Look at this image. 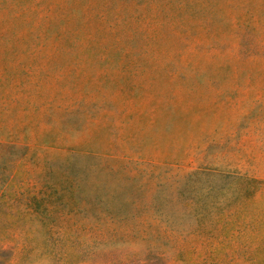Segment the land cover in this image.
<instances>
[{"label": "rangeland", "instance_id": "obj_1", "mask_svg": "<svg viewBox=\"0 0 264 264\" xmlns=\"http://www.w3.org/2000/svg\"><path fill=\"white\" fill-rule=\"evenodd\" d=\"M0 264H264V0H0Z\"/></svg>", "mask_w": 264, "mask_h": 264}]
</instances>
